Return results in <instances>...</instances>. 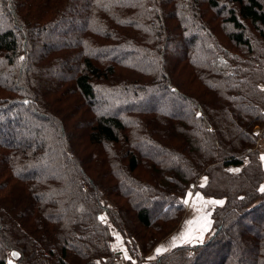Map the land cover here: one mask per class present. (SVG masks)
<instances>
[{
    "label": "trees",
    "instance_id": "trees-1",
    "mask_svg": "<svg viewBox=\"0 0 264 264\" xmlns=\"http://www.w3.org/2000/svg\"><path fill=\"white\" fill-rule=\"evenodd\" d=\"M257 127L264 0H0V264H114L112 229L130 264H264ZM204 174L214 232L144 261Z\"/></svg>",
    "mask_w": 264,
    "mask_h": 264
},
{
    "label": "rangeland",
    "instance_id": "rangeland-1",
    "mask_svg": "<svg viewBox=\"0 0 264 264\" xmlns=\"http://www.w3.org/2000/svg\"><path fill=\"white\" fill-rule=\"evenodd\" d=\"M55 39H57V41H59V40H61V37L58 35V36H56V37H54V40ZM54 40H52L51 42H49V44H51V43H53V41ZM225 42H226V40H224ZM176 47V46H175ZM165 94V93H164ZM154 98H155V100H156V103L155 104H158L159 106L161 105L162 107L164 106L162 103L164 102V100L166 99V97H165V95H163V94H161V95H156V96H154ZM130 99V98H129ZM124 100L125 102H123V100L120 102V103H114L115 105H113V108L111 109V108H109L108 106L106 107V106H104L106 103H108V101L106 100V101H104V100H102V101H98V107H97V112H99V113H101V114H103V113H109V114H114V112H115V109L116 108H118V107H120V106H123V105H127V104H131V102H136L137 100ZM153 103V104H154ZM119 105V106H118ZM24 128H25V133H23L24 131H21V133H22V136H24V137H26V138H30L31 137V135H33V133H32V129H30V126L32 125V123H31V120H24V122L21 124ZM26 126H27V128H26ZM257 128H259V127H257ZM256 128V129H257ZM256 129H255V132H256ZM29 132V133H28ZM26 134H28V135H26ZM258 136H260L259 137V141H258V146L257 147H259V150H260V154H261V157L262 156H264V132H263V130H261V131H259V135ZM250 162V160L248 161H246L245 163H249ZM262 163H263V168H264V160H262ZM241 167H229L228 169L230 170V171H232V172H234V173H238V172H240V169ZM237 169H239V171H235V170H237ZM205 178H207L206 180H205ZM209 182H210V178H209V176H208V174L206 175V174H204V175H202L201 177H200V179L198 180V182L195 184V186H193L191 189H188V192H187V194L189 193V192H191L193 195H192V198H189L188 197V195L186 194V196H185V198H184V200L185 199H189V203L187 204V210H186V213H185V217H184V220L181 222V224H180V226L178 227V229H177V231L175 232V234L174 235H178V236H180L182 233H185L186 231H189L190 229H188L187 228V226H186V220H185V218H186V216L190 213V212H194L193 213V218H194V223H193V225L191 226V228H193L194 230H202V227H203V225H204V217H207V219L208 220H210L211 221V224H210V226L208 227V230L206 231V232H204L203 234H208V237L214 232V228H213V222H212V214H213V212H214V209L217 207V206H219V207H222L224 204H225V199H216V198H214V197H211V196H208L206 193L204 194V192H202V189L203 188H205V187H208V184H209ZM203 185V186H202ZM262 186H264V180H263V182L261 183V185H260V189H261V187ZM87 188V187H86ZM261 191V190H260ZM262 192V191H261ZM196 194H199V197H201L202 199H200V198H197V195ZM108 201L109 202H111L112 203V201L111 200H109L108 199ZM193 201H195V207L193 206ZM207 201H223V203L222 204H217V203H206ZM189 209V210H188ZM199 209V210H198ZM101 218H103L102 220L104 221V222H106V223H108L109 224V220H108V217H107V214H105V213H103L102 215H101ZM246 220H248V219H246ZM114 231H117V230H115V229H112V234H113V237H114ZM119 232V231H118ZM120 233V232H119ZM248 233V230H246L243 234H241L240 235V237L239 238H237L236 240H232L231 242H230V246L228 247V251L229 252H231L232 254H236V253H238L239 252V250H240V246H238L239 244H240V239H242L243 238V235H245V234H247ZM121 234V233H120ZM195 240V239H194ZM194 240H191V242H193ZM113 241H114V239H113ZM164 241V240H163ZM162 241V242H163ZM202 241H204V240H202ZM162 242H160L155 248H154V250H153V253L150 255H148V256H146L145 258H144V261H148V262H151V261H153V260H155V259H157L159 256H161V255H163V254H165V253H167L168 251H170V250H172L173 248H171V249H168V248H166V247H164L165 246V243H162ZM239 242V243H238ZM237 243V244H236ZM187 244H191L190 242H186V243H183L182 245H187ZM194 244H196V243H194ZM180 246V245H179ZM163 249L161 252H160V254H157V249ZM175 248V247H174ZM114 249V248H113ZM155 249H156V251H155ZM118 253V252H117ZM119 257V256H118ZM218 259V258H217ZM8 262H9V264H10V262H11V264H15L14 262H15V259L13 258V256H12V253L11 254H9V256H8ZM115 264V263H114ZM242 264V263H241Z\"/></svg>",
    "mask_w": 264,
    "mask_h": 264
},
{
    "label": "crops",
    "instance_id": "crops-1",
    "mask_svg": "<svg viewBox=\"0 0 264 264\" xmlns=\"http://www.w3.org/2000/svg\"><path fill=\"white\" fill-rule=\"evenodd\" d=\"M261 130H262L261 128H257L256 129V133H259V131H261ZM193 213L190 212L186 216V218H185L186 226H187L188 229H190L192 231V235L199 236L201 230H194L193 228H191V226L194 223V218L192 217ZM188 221H191L192 223L191 224H187ZM174 234H172L171 236H169L168 238H166L162 242V243H165L164 247H166L168 249H171V248L177 247L179 245H182L183 243H186L185 240L179 238L180 236H178L177 234L176 235H174ZM174 237H177V239L174 240L173 239ZM207 238H208V234H203V240L205 241ZM202 242H200L198 240H194L193 242H190V243L194 244V243H202ZM113 248H114L115 252L119 253V257L114 262L115 264H130V261H134L131 258L130 254H129L128 250H127L126 243H125V238L118 231H114ZM156 249H155V251H156ZM152 253H153V251H152ZM126 257H128V258H126Z\"/></svg>",
    "mask_w": 264,
    "mask_h": 264
},
{
    "label": "snow or ice",
    "instance_id": "snow-or-ice-1",
    "mask_svg": "<svg viewBox=\"0 0 264 264\" xmlns=\"http://www.w3.org/2000/svg\"><path fill=\"white\" fill-rule=\"evenodd\" d=\"M257 135H259V133H257ZM261 159L264 160V156H262ZM235 171H239V169H237V170H235ZM206 179H207V178H205V180H206ZM202 186H203V185H202ZM260 190H261L262 192H264V186H262ZM187 195H188L189 198H192V195H193V194H192L191 192H189ZM196 195H197V198L202 199L201 197H199V194H196ZM183 203L188 204V203H189V199H185V200L183 201ZM206 203H209V204H210V203L222 204L223 201H207ZM193 206L195 207V201H193ZM198 210H199V209H198ZM102 219H103V218H102ZM203 219H204V222H205V223H204V225H203V227H202V230L200 231L199 236H194V235H192V231L189 230V231H186L185 233H182V234L180 235L179 238L185 240L186 242H191V240H193V239L202 242V240H203V233L206 232V231L208 230V227H209L210 224H211V221L208 220L207 217H204ZM191 223H192L191 221H188V222H187V224H191ZM173 239L175 240V239H177V237H174ZM162 250H163V249H157V254H160V252H161ZM12 255L15 257V256H18L19 254L13 252ZM126 258H128V257H126ZM10 264H11V262H10Z\"/></svg>",
    "mask_w": 264,
    "mask_h": 264
},
{
    "label": "water",
    "instance_id": "water-1",
    "mask_svg": "<svg viewBox=\"0 0 264 264\" xmlns=\"http://www.w3.org/2000/svg\"><path fill=\"white\" fill-rule=\"evenodd\" d=\"M13 252L17 253L16 251H13ZM13 252H12V253H13ZM12 256H13V255H12ZM13 258H14L15 260H17V259L19 258V255H18V256H15V257L13 256Z\"/></svg>",
    "mask_w": 264,
    "mask_h": 264
}]
</instances>
